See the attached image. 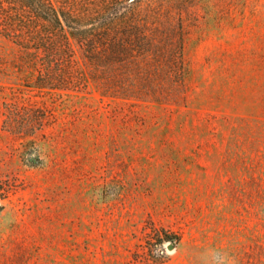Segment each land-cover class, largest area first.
<instances>
[{
  "label": "rangeland",
  "instance_id": "rangeland-1",
  "mask_svg": "<svg viewBox=\"0 0 264 264\" xmlns=\"http://www.w3.org/2000/svg\"><path fill=\"white\" fill-rule=\"evenodd\" d=\"M72 1L153 47L41 92L0 34V264H264V0Z\"/></svg>",
  "mask_w": 264,
  "mask_h": 264
},
{
  "label": "trees",
  "instance_id": "trees-1",
  "mask_svg": "<svg viewBox=\"0 0 264 264\" xmlns=\"http://www.w3.org/2000/svg\"><path fill=\"white\" fill-rule=\"evenodd\" d=\"M88 6L72 0H0V34L36 60L44 61L34 83L41 92L74 87L81 67L77 52L84 65L99 69L122 65L133 55L145 57L153 47L152 37L129 24L135 21L125 17L128 11L121 8L122 4L112 2L109 10L98 5L93 13L86 10ZM116 9L118 12H114ZM92 17L97 19L95 25L105 24L92 28ZM55 65L63 68L55 70ZM44 119L33 112L23 122H5V125L15 134L32 137L43 129ZM31 143L25 152L34 147ZM13 191V186L0 182V201Z\"/></svg>",
  "mask_w": 264,
  "mask_h": 264
},
{
  "label": "water",
  "instance_id": "water-1",
  "mask_svg": "<svg viewBox=\"0 0 264 264\" xmlns=\"http://www.w3.org/2000/svg\"><path fill=\"white\" fill-rule=\"evenodd\" d=\"M169 248L172 249L173 248V245H170Z\"/></svg>",
  "mask_w": 264,
  "mask_h": 264
}]
</instances>
